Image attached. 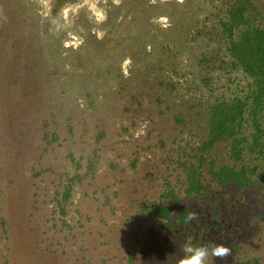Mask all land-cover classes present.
<instances>
[{
    "label": "rangeland",
    "instance_id": "374dc122",
    "mask_svg": "<svg viewBox=\"0 0 264 264\" xmlns=\"http://www.w3.org/2000/svg\"><path fill=\"white\" fill-rule=\"evenodd\" d=\"M244 1L0 0V264H264V97L233 45L264 0L232 24ZM238 100L236 159L204 144Z\"/></svg>",
    "mask_w": 264,
    "mask_h": 264
},
{
    "label": "trees",
    "instance_id": "16d2710c",
    "mask_svg": "<svg viewBox=\"0 0 264 264\" xmlns=\"http://www.w3.org/2000/svg\"><path fill=\"white\" fill-rule=\"evenodd\" d=\"M248 0H245L240 4L237 11H234L232 24H237L238 21L242 20L244 12L247 10ZM233 26V25H232ZM253 31H247L240 42H234V50L239 53L242 57L244 65L247 66V71L259 79L260 91L256 98V108L258 109L261 104L262 97H264V31L260 29H253ZM243 44V46H242ZM245 111V102L238 100L234 105H228L225 102L213 107L210 119V132L209 138L204 144V148L212 146L215 142L221 140H227L233 137V154L236 159L241 158L244 148L241 146V140L237 136L238 128L240 123L238 121L242 119ZM240 118V119H239ZM258 140L254 141L251 146L252 151L255 150L256 146H259ZM246 169L242 168L240 171L234 170V168L225 167L220 174L215 177L221 183H227L231 180H236L239 186H245L250 183V176L246 175ZM204 188L200 180H192L189 184L187 191L191 193L193 190L196 193H201ZM172 207H163L160 213L162 217L170 219L169 213L172 211ZM185 222V220H183ZM8 264V263H6Z\"/></svg>",
    "mask_w": 264,
    "mask_h": 264
}]
</instances>
